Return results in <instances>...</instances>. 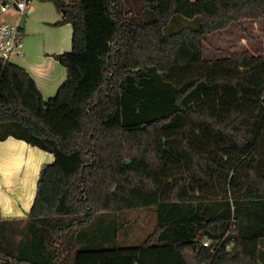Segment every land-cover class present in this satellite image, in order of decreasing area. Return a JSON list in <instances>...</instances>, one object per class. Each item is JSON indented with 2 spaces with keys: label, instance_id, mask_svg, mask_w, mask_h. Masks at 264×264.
Returning <instances> with one entry per match:
<instances>
[{
  "label": "trees",
  "instance_id": "trees-1",
  "mask_svg": "<svg viewBox=\"0 0 264 264\" xmlns=\"http://www.w3.org/2000/svg\"><path fill=\"white\" fill-rule=\"evenodd\" d=\"M44 1L73 28L67 79L45 100L0 59V141L54 161L28 218L0 219V264H264V55L205 58L233 27L264 39V0ZM142 208L154 231L119 245Z\"/></svg>",
  "mask_w": 264,
  "mask_h": 264
},
{
  "label": "crops",
  "instance_id": "crops-1",
  "mask_svg": "<svg viewBox=\"0 0 264 264\" xmlns=\"http://www.w3.org/2000/svg\"><path fill=\"white\" fill-rule=\"evenodd\" d=\"M1 18L16 21L10 14H0ZM61 19L52 2L33 0L22 26L23 54L11 62L31 76L45 100L54 98L67 79L66 68L54 56L71 52L73 28L56 26ZM53 161L54 155L24 141H0V219L28 218L41 168Z\"/></svg>",
  "mask_w": 264,
  "mask_h": 264
},
{
  "label": "rangeland",
  "instance_id": "rangeland-1",
  "mask_svg": "<svg viewBox=\"0 0 264 264\" xmlns=\"http://www.w3.org/2000/svg\"><path fill=\"white\" fill-rule=\"evenodd\" d=\"M195 2L196 0H191ZM131 12V16L134 20L138 22H146L148 21L149 14L146 13L144 6L140 3L134 4ZM134 9V10H133ZM125 10H129V7ZM7 20H11L10 18H6ZM6 19L1 18L2 21H6ZM181 27H192V24L189 20L184 19ZM173 26H169L167 29V33H172L173 31H177L179 28H173ZM255 33L260 36L258 29L259 26H254ZM242 35L233 27L227 31H223L220 33H216L210 37H208V45L205 51V58L211 59L214 56H220L219 49H230L232 46H238V50H250L255 51L257 54L264 55V39L260 36L259 41L253 40H242ZM127 216L123 220L124 222L129 221L130 224L127 225V229L124 227L119 234V245L123 246H135L141 244L155 229L156 226V215L155 213L147 208L131 210L126 213ZM203 242H209V240H204Z\"/></svg>",
  "mask_w": 264,
  "mask_h": 264
},
{
  "label": "built area",
  "instance_id": "built-area-1",
  "mask_svg": "<svg viewBox=\"0 0 264 264\" xmlns=\"http://www.w3.org/2000/svg\"><path fill=\"white\" fill-rule=\"evenodd\" d=\"M32 3L33 0H0V14L16 16L15 22L0 21V59L6 63L23 54L22 26ZM204 246L208 247L209 243L204 242Z\"/></svg>",
  "mask_w": 264,
  "mask_h": 264
}]
</instances>
